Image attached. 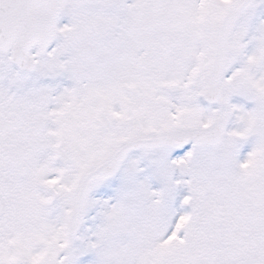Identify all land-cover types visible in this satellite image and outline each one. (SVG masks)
I'll use <instances>...</instances> for the list:
<instances>
[{"label":"snow or ice","instance_id":"snow-or-ice-1","mask_svg":"<svg viewBox=\"0 0 264 264\" xmlns=\"http://www.w3.org/2000/svg\"><path fill=\"white\" fill-rule=\"evenodd\" d=\"M0 264H264V0H0Z\"/></svg>","mask_w":264,"mask_h":264}]
</instances>
